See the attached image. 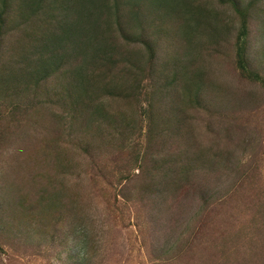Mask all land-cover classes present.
<instances>
[{"label":"rangeland","instance_id":"374dc122","mask_svg":"<svg viewBox=\"0 0 264 264\" xmlns=\"http://www.w3.org/2000/svg\"><path fill=\"white\" fill-rule=\"evenodd\" d=\"M92 1L10 0L0 39V264H264V88L244 79L236 61L238 10L255 2L248 10L249 69L264 77V0H123L127 30L123 37L113 29L111 37L120 54L107 64L108 84L98 83L105 97L78 118V101L100 98L84 75L92 70ZM40 4L55 9L44 13ZM138 78L139 103L128 85ZM165 83H179L177 93L152 99L150 85ZM145 98L164 110L168 125L181 126L150 154L173 158L190 140L198 160H221L195 164L198 174L221 182L210 205L192 192L178 196L173 209H187L180 225L166 211L172 199L154 202L138 176L136 158L147 146L146 130L138 129L147 127ZM119 123L132 128L126 140L111 131ZM104 135L106 150L82 158L78 142ZM45 174L55 183H41ZM127 176L132 201L124 202L118 191ZM61 178L81 182L79 216H61L59 202L34 199L33 188L56 191Z\"/></svg>","mask_w":264,"mask_h":264},{"label":"trees","instance_id":"16d2710c","mask_svg":"<svg viewBox=\"0 0 264 264\" xmlns=\"http://www.w3.org/2000/svg\"><path fill=\"white\" fill-rule=\"evenodd\" d=\"M56 1V0H53ZM256 1V0H253ZM257 2V1H256ZM255 2H251L249 5V8H247L244 11L241 9L238 10V13L240 17L242 18V26L239 31L238 37H237V42H236V61H237V67L240 71V74L242 77L246 80H248L251 83H256L260 82L262 87L264 88V77H261L258 72L253 71L249 69V60H248V37L250 33L249 29V18H250V11L251 6ZM10 0H1L0 3V39H1V33L4 30V27L6 26L9 18V9H10ZM41 5V4H40ZM93 8H90L91 15H94V30L91 36V43L90 48L92 50V58L89 59V63L87 66L91 67V71H87L86 75L88 77L90 85L89 88H94L95 87V93H97L99 97L93 95L91 100L85 104V101L83 100L82 103L78 101L77 106L75 109L78 111L77 112V117L79 118L82 113H88L89 114L93 110V105L92 102H96L99 99H102L101 97H105L103 95L106 94L105 92V86H99L98 83L103 84H108L107 82V68L109 67V63L111 61L115 60L117 55L120 54V51L118 50L117 45H114L112 43V35L115 34L113 33V29H118V32L121 34V36H125V28L124 25L126 26V23H124V15H123V10L121 5H123V0H93L92 1ZM91 5V7H92ZM41 9L45 10L44 13L52 12L55 7H52L50 9H47L46 6L41 5ZM58 8V7H57ZM249 10V13H248ZM37 14V13H34ZM51 16V15H50ZM49 16V17H50ZM62 18L57 19V25L60 27ZM43 23L42 25L46 27L48 30L49 27ZM56 28V32L61 35V30ZM56 41H59V46L62 45V40L60 39H55ZM128 45V44H126ZM60 49H56L54 53H60ZM153 51V48H151ZM264 52V51H263ZM54 58H51V61ZM81 57H79V61H81ZM49 64H53L49 63ZM48 64V65H49ZM153 66V65H152ZM61 66H56V70L53 72H46L42 80H36V84L40 82L46 81L51 79L54 75H56L60 71ZM105 69V70H103ZM109 73V72H108ZM141 73H146L144 70L141 71ZM143 74V75H144ZM148 76L144 77L147 78ZM30 79L31 76H29ZM104 78V79H103ZM152 78V76H151ZM183 80V79H182ZM115 81V80H114ZM142 80L140 78L136 79V82L134 85L132 83H128L130 91L133 92V97L136 102L139 103V98L141 97V94L139 92L140 87L142 86V83H140ZM180 83V82H179ZM179 83H177L176 86L172 85L171 83H165L164 86L158 88V85H153L150 87L152 88V91L155 95V97H151L152 99L154 98H162V96L167 95L169 91L172 92V94H176L178 91V86ZM98 84V85H97ZM97 85V86H96ZM36 86V87H37ZM185 89V88H184ZM61 93L60 95H62ZM108 93L107 96H118V94H111ZM106 96V98H108ZM177 96L180 99V95L177 94ZM104 99V98H103ZM150 99L145 98L144 101L148 103V108L142 109V115H145L148 118L147 121V127L143 128V126H138V129L142 132L143 130H146V135L145 139L147 141V146L146 150L143 152L141 157L139 159L136 158V163L141 160V168L139 165L138 169H141L142 172L138 173V176H140V173L142 177L144 176V183L145 185L143 186V189H146V195L150 197V199H153L154 202L159 198V199H165L166 201H170L172 199V205L168 206L166 211L170 214V216H176L175 222L180 225V218L184 219L187 213V209L184 211L182 210L185 205L180 204L179 205V211L176 212L173 207L175 208L177 204V199L180 194L182 195H189L191 192L198 197V202H201L202 205H210L207 203L209 201L208 195L211 193H215L214 195L217 194L216 189L220 185L221 177L217 175L215 178L212 177V173H203L201 172L198 174V172L195 171V164L198 162H203V163H209L206 161V159H199L195 157V153H193V143H190V140L186 141L184 152H182L180 155L175 156L173 158H164L160 156V152L158 154H150L149 150L154 148V144L158 141L163 145V142H166L167 139L170 137V135H180V129L181 126H170L168 125V121L164 119L165 112L164 110L154 111L153 110V105L152 102H149ZM60 101V100H59ZM144 124V123H141ZM130 124H121L119 125H114V130H111L113 135L114 134H119L121 136L125 137V140L129 135L131 134L132 128L129 126ZM187 124H183L182 127L185 128ZM190 128H193L192 126H189ZM108 134V133H107ZM103 135V134H102ZM100 137V136H99ZM97 137L96 140L92 139V142H78L77 148L83 153L82 158L85 157L87 158V155H92L96 150H94L92 153H90L93 149H98L102 148L104 151L106 150V145L109 139V136H101L100 138ZM99 139V141H98ZM116 139V138H115ZM78 153V152H77ZM90 153V154H89ZM79 154V153H78ZM198 155V154H197ZM158 156V157H157ZM200 156V155H198ZM202 158V157H201ZM200 162V163H201ZM216 164L219 165L221 160L216 159ZM215 162L213 164L209 163L210 165H216ZM96 164V163H95ZM138 167V166H137ZM217 167H214L216 169ZM45 169V168H44ZM129 172V171H127ZM213 172V171H212ZM48 173V172H47ZM66 174V171L63 170V176ZM61 175V174H59ZM123 176H126L128 174H122ZM46 177H44L41 180V183H43L44 180H47L49 183H55L54 182V175L51 177L48 174H45ZM56 176V175H55ZM134 176V175H133ZM132 176H127L125 180H127L121 189L118 191L119 196L124 197V202L132 199L130 197L131 190L129 191V187L127 183L130 181ZM80 176H78V179ZM57 179V178H56ZM60 182V185L58 186V190L56 191H49L45 189L46 186L49 185H43L42 189L38 188H33L34 190L32 192H35L36 195L34 196V199L39 200L40 202L46 203V204H52L51 202L58 203L59 202V209L61 210L60 212H56V214H60L61 216H69L70 218L79 216L80 213L85 212L81 210V212L78 211L80 202H82V192L80 191L79 185H81V182L76 180L69 181L67 179V184L64 180V178ZM214 179L219 180L218 183H215L217 180L214 181ZM37 181V180H34ZM56 181V180H55ZM73 181H76L78 184H74ZM71 184H74L77 188L74 186H71ZM215 183V184H214ZM36 183L33 184L35 186ZM46 184V183H44ZM54 188V187H53ZM55 190V188H54ZM143 194V193H141ZM145 195V194H144ZM156 197V198H153ZM172 197V198H171ZM53 200V201H52ZM189 203L191 205V202L193 204L196 202L195 198L189 199ZM57 207L53 204V209ZM191 207V206H190ZM164 210H160L158 214L163 213ZM93 214V213H92ZM91 215V214H90ZM84 217V216H81ZM60 218V216H59ZM62 218V217H61ZM177 227V226H176Z\"/></svg>","mask_w":264,"mask_h":264}]
</instances>
